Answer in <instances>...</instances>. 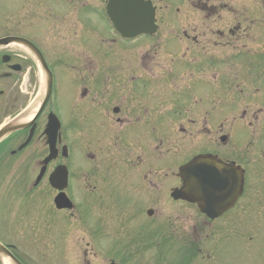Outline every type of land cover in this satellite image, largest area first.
<instances>
[{"label":"rangeland","instance_id":"374dc122","mask_svg":"<svg viewBox=\"0 0 264 264\" xmlns=\"http://www.w3.org/2000/svg\"><path fill=\"white\" fill-rule=\"evenodd\" d=\"M169 0H166L163 4L161 1H156L158 3L159 7H166L168 5H165V3H168ZM171 1V0H170ZM194 1V0H189ZM50 2H54L56 5L51 6ZM155 2V1H154ZM221 2L225 5V7H220L219 8L223 11L222 13L224 16L217 21L218 26H223L224 25H236V28L233 29L232 27H228V35L226 38H232L233 40L237 41V43H241L240 41L242 40L246 46L249 47H254L253 50L248 49L245 51V53L251 57L253 54L258 55V65L257 67L253 68L252 71L254 72H264V11L263 13L257 10V5H260V7L263 8L264 10V0H221ZM105 3L106 0H0V35L4 34H12L15 32H20L24 34H30L31 37L36 39L41 46H43L44 50L47 51L49 56L51 58H56V57H62V56H76L84 59H97V69L94 71L92 68V73L96 72L95 76H103V80L105 77L108 76L110 79H115V77H111L110 75L112 72H116L119 74V78H121L123 75L127 74L129 72L128 69H130V64L133 65L132 63H129V57L127 58L126 55H131L135 54L134 56H137L136 59V69L138 68L140 64V69L138 68V71L140 73H150L152 72L150 69L154 65L155 59H158L159 56H157V53H155V50L157 48L152 47L150 45V38L143 36L137 38L138 40L132 41L131 46L129 49H125L127 46L125 45H119L121 46L120 48H115L113 47L108 40L110 39V36L112 34L107 30L104 24V20H102L100 17V11H104L105 9ZM207 3V1H205ZM211 4H216V0H211ZM255 3V4H254ZM236 5V7H235ZM239 5V6H237ZM76 7L81 6V11H74ZM170 6V5H169ZM243 7L248 10L254 9L256 11V15H260L258 20H255L253 24L251 25L250 22H248L252 19L248 17V15L245 16L246 19L241 18L239 16L238 21L235 22L233 20L234 16L232 12H226V11H241L240 7ZM51 7V8H50ZM214 8L213 6H210ZM216 7V6H215ZM79 8V9H80ZM218 8V7H217ZM236 8V10H235ZM52 9V10H51ZM35 11H41L40 13H37ZM44 11H58L57 15H53V17L62 19L63 14L59 13L62 11L66 12H73V17L76 18L78 25L75 27L77 32L69 31L66 30L63 26H53L51 28L49 27H43L41 23L42 21H38V18H34L35 15H39L40 19L43 20V16L45 14ZM98 11V13H97ZM209 11V10H208ZM249 11V12H250ZM160 17H159V24L160 25V32L152 36V39L155 40V43H168V46H173L170 44L171 39L173 38V24L175 23V19L173 22L169 21L171 23V26H166L165 22H168L167 19L168 17L174 16V12L171 10H165V11H158ZM232 13V14H230ZM261 13L263 14L261 16ZM33 14V21H29V15ZM81 14V20L80 16ZM190 13H188L189 15ZM76 15V16H74ZM26 17V18H25ZM233 17V18H232ZM183 18V17H182ZM248 18V19H247ZM173 19V18H172ZM211 17H207L203 14L200 13L198 15V22L203 23L205 25V29L207 31V43L204 45L207 47V55L211 52L210 50V34L208 25L210 23ZM255 17H253V20ZM40 23H38V22ZM190 20H188L189 22ZM187 22V23H188ZM235 23V24H234ZM250 23V26H248ZM37 24V26H36ZM89 24L90 27H86L85 25ZM180 24H184L183 26L185 27V19H183ZM192 24V23H191ZM245 27V28H244ZM256 28L257 33L254 32V34L251 37L248 38H241L237 39V36L239 33L243 32V30H246L248 28ZM187 29H192L190 27H187ZM194 31V30H193ZM233 31V33H232ZM199 31H194L191 32V34H197V39L200 41V36L198 35ZM212 34V33H211ZM243 34V33H242ZM245 34H252L251 29L246 30ZM213 35V34H212ZM149 40V42H148ZM210 41V42H209ZM107 42V43H106ZM110 44V46L108 45ZM213 46V45H212ZM245 46V47H246ZM124 48V50H122ZM218 48V46H217ZM225 48H219V49H226ZM170 50V48H169ZM129 52V53H128ZM224 52V51H222ZM221 52V53H222ZM162 54L161 57L163 56L164 53H158ZM125 55V56H124ZM245 56V54H243ZM126 57V58H125ZM246 57V56H245ZM128 64H127V63ZM126 63V64H124ZM167 65V64H165ZM91 65H89L90 68ZM134 68V66H132ZM64 69L62 66H59V74H63ZM98 70V71H97ZM85 75V74H84ZM82 76V78L84 77ZM69 76V74H67ZM66 76V78H67ZM90 76V75H89ZM246 76V73H244V77ZM130 77V74H129ZM128 77V78H129ZM64 80V79H63ZM148 83L151 85L152 81L149 79ZM111 86H114L116 88V92L118 94H121L122 98L126 96V92L120 91L118 88V85H115L114 83H110ZM133 93V91H132ZM246 98H249L252 103V95L249 97V95H244ZM25 102V100H24ZM242 102L245 104L247 99L242 100ZM21 101L19 103H12L9 104L8 111L4 112H11L14 111L15 109H19L22 107ZM64 110V109H62ZM6 113V114H7ZM213 119L218 122L220 115L218 112L212 113ZM3 118V117H2ZM1 118V119H2ZM0 119V120H1ZM231 121H227L225 124L223 123L221 128L222 131L225 132L227 131V128L231 129L230 137L234 136V129L236 128L237 125L235 126H230ZM213 129V128H212ZM215 129V128H214ZM217 136V135H216ZM202 135L200 137H195L193 139L187 140V138H183L180 141V148L178 149L177 153L171 157L170 161L176 162H182L181 158L184 157L186 158L189 156L192 152L195 150H199L204 146ZM211 137H213V134H211ZM136 139L135 145L137 147H140L143 144V137L140 134L138 139ZM245 139V133L243 132H235V138L233 139L231 145H235L237 149L241 148L242 142ZM230 140V139H229ZM88 143V137H84V145ZM228 146V145H226ZM252 151V149H251ZM170 154H165L163 156V163L166 165V162H169ZM257 183L259 184L260 188L264 192V176H259L257 179L255 176H249V182L251 183ZM165 190V187H163ZM261 192V193H263ZM252 199H257L253 197ZM262 201H259V204L263 202L264 204V195L261 198ZM18 200V198H17ZM21 202V201H19ZM21 206L18 208L19 210V222L16 223H7L6 220H0V237H7L6 239L9 242H14V239L12 237H20L23 235V238H21L22 243L24 242V237H29L31 236L32 233L39 232L32 237V240H35L37 242H40L39 238L40 236H46V229H45V224L39 223L38 221L42 220L40 218H32L33 216V211H35L37 215V209L36 206L31 205L34 210L28 209L26 204L21 202ZM23 205L25 206V209L23 210ZM43 208V207H39ZM44 209V208H43ZM253 212V211H252ZM1 214V213H0ZM258 213L254 212L252 213L251 217L245 218L247 219H254L253 221H247L246 225L241 227V231L239 233L238 238L236 241L234 239H231L228 241L229 246L233 244L232 251L230 253L224 254L222 256V264H229L230 260L231 264H264V220L262 221L260 218H258ZM31 218V219H30ZM42 218V217H41ZM9 220L12 222L16 221V216L14 217H9ZM30 220V221H29ZM247 229L251 230V234L253 236L252 241L249 242V245L245 244L246 240L248 239L250 233L247 232ZM202 235V238L200 239ZM199 235L198 241V247H201V240L204 239V234ZM255 237V238H254ZM257 237V238H256ZM209 238V237H208ZM31 240V241H32ZM30 242V239H29ZM208 243V241H207ZM24 246V245H23ZM240 246V249L237 250ZM19 247V246H17ZM260 254V259L257 260L255 257H257ZM253 254L255 257H253Z\"/></svg>","mask_w":264,"mask_h":264},{"label":"water","instance_id":"95a60500","mask_svg":"<svg viewBox=\"0 0 264 264\" xmlns=\"http://www.w3.org/2000/svg\"><path fill=\"white\" fill-rule=\"evenodd\" d=\"M149 2L141 0H109L107 10L116 28L124 35L130 36L132 32H153V9ZM131 32V33H130ZM13 38H5L8 41ZM193 161L204 167L192 173L190 166ZM207 164V167H206ZM186 187L184 196L189 200H197L201 211L211 217L218 215L226 202H232L241 186L240 172H231L229 166L215 158H205L204 155L195 157L187 166ZM221 177H226L227 185L221 188ZM194 196L191 197V196ZM200 197V198H199ZM229 206V205H227Z\"/></svg>","mask_w":264,"mask_h":264},{"label":"flooded vegetation","instance_id":"af4514ba","mask_svg":"<svg viewBox=\"0 0 264 264\" xmlns=\"http://www.w3.org/2000/svg\"><path fill=\"white\" fill-rule=\"evenodd\" d=\"M14 55H10V60L7 63H2L0 61V71H7L8 74L5 77V79H9L11 76H14V72H17L19 70L22 69L23 67V63L19 60H14ZM12 64H18L19 68H13L11 67ZM3 80V81H2ZM0 80V85H2V83L4 84V78ZM133 78H130V81H133ZM0 88H2V86H0ZM14 101H16L18 99V94L17 95H12ZM1 106V105H0ZM136 110V114H134L132 116V118L128 119L125 117L124 121L127 124H132L133 122H141L143 125L147 126V125H151L155 128H157L158 126H160L162 124L163 121V113L161 115H156L155 113H153L152 111H162V109H160V107L158 105H153V104H138V105H134L133 106ZM262 109H258L255 112V120L259 121V113L261 112ZM129 111V115L131 114V110L130 108L128 109ZM114 113V111H113ZM144 116V117H143ZM156 118V119H155ZM42 119V115L38 118L36 125H38V121ZM120 118H117V121ZM77 120V119H76ZM83 124L82 121L77 120V125L81 126ZM29 133V129L23 130L21 132V135H23L24 137H26ZM33 133H35V130H33ZM63 131L61 130L60 134H62ZM62 135L60 137V143L62 141ZM62 156L60 154H56V160L61 159ZM55 164L51 165V162L47 165V169H46V174L44 176V178L42 179L44 182L47 183L48 187H49V191H52V189L50 188V183H49V175L52 172ZM96 171H94L93 173H85L82 169H78V172L76 173V180L78 182V186L81 187V189H90L91 191H96L99 189L100 187V183H99V174L95 173ZM73 175V173L70 175V177ZM88 176H90V178H88ZM41 180V181H42ZM73 187V181H71L70 185L67 186V188L65 189V191H68V188L72 189ZM85 213V217L87 218V212L84 211ZM79 220H80V224L85 225V220L82 219V215L79 216ZM87 221H89V218L86 219ZM178 228H183L184 229V233L187 232V228L185 226H182L181 224L178 225ZM193 230V233L197 232L196 231V226H192L191 227ZM86 229H90V228H86ZM91 229L93 230H98V222L94 221L93 223H91ZM94 234V233H93ZM96 236V234L94 235H90V237L88 238V240H86L83 244H81L80 248L77 249H72L73 252H76L75 254V258L72 260V262L69 264H94L93 262H97L98 261V250L94 247L93 245V241L92 239ZM84 240V238H80L79 241ZM16 257L19 258V260H21L24 264H36L35 258L36 256L33 254H28L25 255H18L16 254ZM46 259L51 260V255H49L48 257H46ZM53 264H59L57 262L53 263ZM61 264V263H60ZM178 264V263H177Z\"/></svg>","mask_w":264,"mask_h":264},{"label":"snow or ice","instance_id":"6c2138e0","mask_svg":"<svg viewBox=\"0 0 264 264\" xmlns=\"http://www.w3.org/2000/svg\"><path fill=\"white\" fill-rule=\"evenodd\" d=\"M203 167H204L203 165L199 164L196 161H193V164L190 166L192 173H195V172L199 171ZM226 185H227L226 177H221V184H220L221 188L226 187Z\"/></svg>","mask_w":264,"mask_h":264}]
</instances>
